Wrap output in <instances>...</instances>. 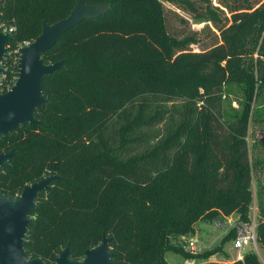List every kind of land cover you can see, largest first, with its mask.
Masks as SVG:
<instances>
[{"label": "trees", "instance_id": "1", "mask_svg": "<svg viewBox=\"0 0 264 264\" xmlns=\"http://www.w3.org/2000/svg\"><path fill=\"white\" fill-rule=\"evenodd\" d=\"M77 1L0 0V26L15 28L11 48L33 42L44 21L67 18ZM82 1L111 9L43 55L46 64L64 62L43 82L49 103L36 117L46 126L27 125L0 142V154L20 148L0 170L1 194L66 178L38 198L27 257L54 264L70 245L81 260L107 236L115 264H169L168 252L196 258L172 240L203 219L251 223L254 179L264 249V156L256 149L253 162L247 141L261 113L252 103H264V0ZM169 13L188 28L191 18L207 25L177 35ZM235 85L247 105L228 117L224 98ZM232 264L262 263L250 253Z\"/></svg>", "mask_w": 264, "mask_h": 264}, {"label": "water", "instance_id": "2", "mask_svg": "<svg viewBox=\"0 0 264 264\" xmlns=\"http://www.w3.org/2000/svg\"><path fill=\"white\" fill-rule=\"evenodd\" d=\"M111 8L107 4L91 5L78 0L71 14L55 23L43 22L40 36L20 49L19 79L12 90L0 94V142L12 133L19 134L27 125L46 126L38 120L37 111L47 105L44 95V79L61 70L64 62L46 64L43 55L50 51L58 40L71 29L86 20L105 15ZM14 35L0 28V78L2 64L13 42ZM20 148L0 154V170L18 154ZM66 179L49 175L23 187L17 196L8 197L0 193V264H46L41 258L30 259L25 251V239L32 222V213L38 208L41 193L49 192L52 183ZM54 264H115L111 251V238L103 236L101 244L85 251L81 260L70 257V245L55 257ZM155 264H161L160 259Z\"/></svg>", "mask_w": 264, "mask_h": 264}, {"label": "rangeland", "instance_id": "3", "mask_svg": "<svg viewBox=\"0 0 264 264\" xmlns=\"http://www.w3.org/2000/svg\"><path fill=\"white\" fill-rule=\"evenodd\" d=\"M214 6L219 5L220 0H211ZM232 2V0H231ZM168 9H172L173 11H177V9L165 3ZM107 7L109 5L107 4ZM178 13L182 14L181 11ZM187 19H190L188 15L182 14ZM168 19L170 21L173 33L177 35H183V33L189 32V29L192 27L194 30H202L206 27L207 22L205 21H194L192 18L189 20L190 27L182 23L178 16L169 13ZM170 26V25H169ZM184 31V32H183ZM205 36L203 33L202 37ZM194 50L198 51V48L195 46ZM9 50V49H8ZM230 89L227 90L226 97L224 98L223 109L225 114L228 117L240 116L243 113V108L247 105V98L243 86H231ZM263 105V106H262ZM261 109L260 115L257 117H252L250 122V130L247 138L248 145L250 148L251 158L254 162V152L257 149L258 154L264 156V103L258 104V102L252 103V110L255 111L257 109ZM259 117V118H258ZM257 118V120H256ZM156 130L158 127L155 128ZM257 189L258 183L254 179L252 182V191L254 194V201L251 205V227L256 228L258 223V205H257ZM258 211H257V209ZM239 215H232L229 217L216 218L213 221L210 220H200L195 223L194 231L185 236H178L173 239V245L182 248L183 251L188 252L191 256L196 258L185 259L182 255L176 254L174 252H168L165 255V259L169 264H185V261L190 260L195 264H232L236 261L240 260L245 262V256L254 253L257 255L262 264H264V249L259 246V244L249 243L244 245L243 249L240 250L237 247L236 241L238 239L239 234V226L241 224H245ZM248 225V226H249ZM250 227V226H249ZM229 235H233L234 239L226 241V238ZM192 243L198 244L199 251L197 254H192L189 252V246ZM210 253H214L213 255L205 258V255ZM199 256V258L197 257ZM201 256V258H200Z\"/></svg>", "mask_w": 264, "mask_h": 264}, {"label": "built area", "instance_id": "4", "mask_svg": "<svg viewBox=\"0 0 264 264\" xmlns=\"http://www.w3.org/2000/svg\"><path fill=\"white\" fill-rule=\"evenodd\" d=\"M0 28L2 29L3 32L7 33H14L15 28H2L0 26ZM28 45V43H24V44H20L18 45L16 48H11V46H8V52L7 55L4 59V62L2 64V69H3V73L1 75L0 78V94H5L8 93L12 90V88L15 86L16 82L19 79V60H20V49L24 46ZM257 209V208H256ZM258 211V209H257ZM241 224L239 226V234H238V239L236 241L237 247L242 250L244 245L249 244V243H257V233H256V229L257 226L254 230V228H252L251 226L252 224V220L251 223L252 225H249V223H245ZM250 227H249V226ZM199 251L198 248V244L196 243H192L189 246V252L192 254H197V252ZM240 261V260H238ZM185 264H195L194 262H191L190 260L185 261Z\"/></svg>", "mask_w": 264, "mask_h": 264}]
</instances>
